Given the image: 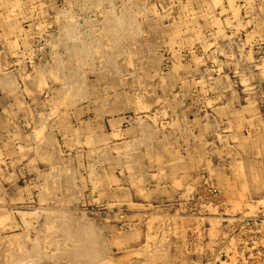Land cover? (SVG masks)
Here are the masks:
<instances>
[{
  "label": "rangeland",
  "instance_id": "1",
  "mask_svg": "<svg viewBox=\"0 0 264 264\" xmlns=\"http://www.w3.org/2000/svg\"><path fill=\"white\" fill-rule=\"evenodd\" d=\"M245 108L264 0H0V264H264V189L221 180Z\"/></svg>",
  "mask_w": 264,
  "mask_h": 264
},
{
  "label": "bare ground",
  "instance_id": "2",
  "mask_svg": "<svg viewBox=\"0 0 264 264\" xmlns=\"http://www.w3.org/2000/svg\"><path fill=\"white\" fill-rule=\"evenodd\" d=\"M232 1V0H231ZM237 3V2H236ZM234 5H236V4H234ZM231 6H233V5H231ZM229 8H231V7H229ZM234 8V7H233ZM238 8V7H237ZM8 11V10H7ZM240 12V11H239ZM232 13V12H231ZM235 13V12H234ZM233 14V13H232ZM232 17V16H231ZM217 20V19H216ZM218 21V20H217ZM216 25V24H215ZM214 26V25H213ZM221 29V28H220ZM204 32V31H203ZM217 33H218V31H217ZM244 81V80H243ZM211 98V97H210ZM211 100V99H210ZM208 102V101H207ZM213 102H214V100H213ZM211 103V102H210ZM207 105H209V102L208 103H206ZM225 105H227V104H225ZM222 108V107H221ZM233 111V110H232ZM244 111H246L247 113H248V111H249V109L248 108H245V109H243V110H238V111H234L235 112V115L233 116V118H234V123H230V124H226L227 126H226V128H228V130L229 129H232V130H235L236 131V133H232L230 136L231 137H233L232 138V140H234V139H239L238 141H244V134H240L239 133V129H242L243 128V126H244V128H245V126H246V124L247 125H249V127H254V132H255V136L251 139L250 137H248L250 134V132L248 133L249 135L247 136V140H251V144H249V147L248 148H246L245 146L243 147L244 149H248L247 150V153H246V159H245V161H239V162H237V164H235V165H233V166H235V167H233V169H235V171H236V180H234V182H233V179L231 180L232 182H228L227 180H226V178L225 177H221L220 179L221 180H223L222 181V184H225L226 186H228V188L230 187V191L233 193H235L236 194V192H237V194L236 195H238L239 194V198H240V196L242 197L243 195H244V193L246 192V191H250V189H255V190H258L261 186H263V188H264V180H262V178L264 177V161L262 160L263 159V157L264 156H261V157H253L252 155H250L251 154V152L253 151H261V152H264V148L262 147V145H261V141L260 140H262V138H264V127H262L263 126V122H261V121H259V120H257V121H253V120H255V119H253V116H252V118H250L249 120H248V115H245V113L246 112H244ZM223 113V112H222ZM250 120H252V122L250 121ZM245 121H247V122H245ZM249 121V122H248ZM207 124V123H206ZM203 125V124H202ZM222 125V124H221ZM206 126V125H205ZM208 126V125H207ZM210 127V126H209ZM211 128V127H210ZM214 128V127H213ZM212 128V129H213ZM220 128V127H219ZM250 128V129H251ZM207 129V128H206ZM246 129V128H245ZM181 130V129H180ZM211 130V129H210ZM200 133H201V130H200ZM220 133V132H219ZM218 136H219V134H218ZM240 136V137H239ZM242 136V137H241ZM219 137H221V136H219ZM228 139H229V136H226ZM227 139V140H228ZM170 140V139H169ZM167 141V140H166ZM169 142V141H168ZM161 144V143H160ZM168 144H170V143H168ZM247 144V143H246ZM258 145H260L259 147H258ZM173 146V145H172ZM170 147V146H169ZM204 148V147H203ZM167 150V149H166ZM166 150H164V151H166ZM171 150V149H170ZM156 151V150H155ZM257 151V152H258ZM171 152H172V150H171ZM199 152H200V150H199ZM163 153V152H162ZM170 153V152H169ZM173 153H174V151H173ZM172 153V154H173ZM190 153V152H189ZM198 153V152H197ZM201 153V152H200ZM203 153V152H202ZM166 154V153H165ZM176 154V153H175ZM205 154V153H204ZM258 154H260V153H258ZM151 155V154H150ZM167 155H169V154H167ZM166 155V156H167ZM190 155V154H189ZM197 155V154H196ZM148 156V155H147ZM165 156V155H164ZM163 156V157H164ZM159 157H160V154H159ZM169 157V156H168ZM193 157H194V154H193ZM151 158V157H150ZM152 158H153V156H152ZM156 158V157H155ZM157 158H158V155H157ZM165 158V157H164ZM167 158V157H166ZM175 158H177L176 156H175ZM174 158V159H175ZM199 158V157H198ZM198 158H196V160L198 159ZM173 159V160H174ZM203 159V158H202ZM155 160H157V159H155ZM163 159H161V161H162ZM185 160V159H184ZM195 159H194V161H196ZM159 161V160H158ZM157 161V162H158ZM188 161V160H187ZM199 163H197V161H196V163L194 162L193 163V166H195V168L198 166V164H200V163H202V161H201V158H199ZM209 161V160H208ZM156 162V163H157ZM165 161L163 160V163H164ZM236 162V161H235ZM210 163V162H209ZM154 164V163H153ZM158 164V163H157ZM157 164H154V167H155V165L157 166ZM190 164V163H189ZM208 164V163H207ZM165 166V165H164ZM211 166H212V164H211ZM153 167V168H154ZM161 167V166H160ZM166 167V166H165ZM208 167H209V169L208 170H210L211 168H210V165H208ZM232 167V166H231ZM170 168V167H169ZM161 169V168H160ZM164 169V168H163ZM168 169V168H167ZM172 169H173V167H172ZM172 169H170V170H172ZM178 169H180V168H178ZM174 170V169H173ZM167 171V170H166ZM177 171V170H176ZM175 171V172H176ZM181 171V170H180ZM215 171V170H214ZM168 172H169V170H168ZM172 173H173V171H171ZM182 172H184V171H182ZM185 172L187 173V169L185 170ZM196 172V171H195ZM200 172V171H199ZM210 172V171H209ZM168 173H166V175H167ZM170 174V173H169ZM177 174V173H176ZM184 174V173H183ZM189 174V173H188ZM205 174H206V172H205ZM235 174V173H234ZM172 175V174H171ZM171 175H169V176H171ZM207 175V174H206ZM212 175H213V172H212ZM168 176V177H169ZM202 176V175H201ZM186 177H187V175H183V177L181 178L182 180H180V178L178 179V180H175V183L173 182V184H175V186L176 187H181V184H183V183H185L186 182ZM173 178H175V177H173ZM197 178V177H196ZM228 178V177H227ZM232 178V177H231ZM254 178H256V179H254ZM198 179H199V177H198ZM203 179V178H202ZM235 179V178H234ZM139 180V179H138ZM185 180V181H184ZM200 180V179H199ZM210 180H211V178H210ZM219 180V179H218ZM133 181V180H132ZM193 181H195V180H193ZM192 181V182H193ZM138 182V181H137ZM191 182V183H192ZM196 182V181H195ZM199 182V181H198ZM204 182H205V180H204ZM208 182V181H207ZM226 182H227V184H226ZM190 183V184H191ZM206 183V182H205ZM211 183V182H210ZM209 183V184H210ZM214 183V182H213ZM139 184V183H138ZM187 184V183H186ZM204 184V183H203ZM212 184V183H211ZM222 184H220V185H222ZM135 185V184H134ZM172 185V184H171ZM207 185H208V183H207ZM183 186V185H182ZM204 186V185H203ZM214 186V185H213ZM175 187V188H176ZM196 187V186H195ZM206 187V186H205ZM252 187V188H251ZM192 188V187H191ZM190 188V189H191ZM221 188V187H220ZM223 188V187H222ZM225 188V187H224ZM227 188V187H226ZM170 189V188H169ZM174 189V188H173ZM185 189V188H184ZM189 189V190H190ZM205 189V188H204ZM213 189V188H212ZM139 190V189H138ZM188 190V191H189ZM155 192L157 191V190H154ZM176 191V190H175ZM209 191V190H208ZM216 191V190H215ZM220 191V190H219ZM224 191V190H223ZM227 190H225L224 191V193L226 192ZM143 192V191H142ZM150 192V191H149ZM148 192V193H149ZM152 192V191H151ZM202 192V191H201ZM205 192H207V191H205ZM229 192V191H228ZM231 192H230V194H231ZM260 192V191H259ZM147 193V192H146ZM188 193V192H187ZM198 193V192H197ZM208 193V192H207ZM223 192H222V194H224ZM233 193V194H234ZM151 194V193H150ZM206 194V193H205ZM222 194H220V196L222 195ZM227 194V193H226ZM232 194V195H233ZM234 194V195H235ZM185 195V194H184ZM184 195H183V197H184ZM200 195H202V193L200 194ZM216 195V194H215ZM234 195H233V198H234ZM187 196V195H186ZM185 196V197H186ZM211 196V195H210ZM214 196V195H213ZM226 196V195H225ZM224 196V197H225ZM229 196V195H228ZM231 196V195H230ZM179 197V196H178ZM204 197H209V196H205L204 195ZM223 197V196H222ZM227 197V196H226ZM236 197V196H235ZM162 198V197H161ZM156 199H157V197H156ZM180 199V198H179ZM183 199V198H182ZM222 199V198H221ZM226 200H227V198H225ZM230 199H231V197H230ZM244 199V198H243ZM207 200H208V198H207ZM220 200V199H219ZM231 200H233V199H231ZM247 200V199H246ZM162 201V200H161ZM173 201V200H172ZM221 201V200H220ZM222 201H224V200H222ZM210 202V201H209ZM228 202V201H227ZM234 202V201H233ZM243 202V200L241 201V203ZM246 202H248V201H246ZM257 202H264V201H262V200H260V201H257ZM150 203V202H149ZM201 203V202H200ZM205 203V202H204ZM214 203V202H213ZM222 203V202H221ZM235 203V202H234ZM237 203H239L240 204V200H239V202H237ZM244 203V202H243ZM184 204V203H183ZM182 204V205H183ZM186 204V203H185ZM206 204V203H205ZM209 204V203H208ZM217 204V203H216ZM219 204V203H218ZM236 204V203H235ZM155 205V204H154ZM180 205V204H179ZM194 205V204H193ZM196 205H198V204H196ZM195 205V206H196ZM201 205V204H200ZM241 205V204H240ZM248 205H249V203H248ZM147 207H148V205H146ZM150 206V205H149ZM210 206V205H209ZM235 206V205H234ZM236 206H238V205H236ZM261 206H262V204H261ZM174 207H176V206H174ZM197 207V206H196ZM200 207H202V206H200ZM199 207V208H200ZM213 207V206H212ZM156 208V207H155ZM161 208V207H160ZM203 208V207H202ZM206 208V207H205ZM208 208V207H207ZM217 208H218V206H217ZM151 209H153V208H151ZM185 209V208H184ZM190 209H191V207H190ZM197 209V208H196ZM214 209V208H213ZM216 209V208H215ZM182 210V209H181ZM181 210H180V212H181ZM188 210V209H187ZM209 210V209H208ZM198 211H199V209H198ZM201 211V210H200ZM203 211V210H202ZM264 211V210H263ZM152 212V211H151ZM156 213H157V211H155ZM168 212V211H167ZM176 212V211H175ZM188 212V211H187ZM193 212V211H192ZM207 212V211H206ZM259 212V211H258ZM154 213V212H153ZM183 213H185V212H183ZM190 213H191V211H190ZM202 213V212H201ZM147 214V213H146ZM161 214V213H160ZM168 214V213H167ZM196 214V213H195ZM194 214V215H195ZM200 214V213H199ZM179 215H180V213H179ZM190 215V214H189ZM193 215V216H194ZM156 216V215H155ZM154 216V217H155ZM159 215H157V217H158ZM174 216V215H173ZM176 216V215H175ZM259 216V215H258ZM261 216V215H260ZM263 216V215H262ZM191 217H192V214H191ZM196 217V216H195ZM194 217V218H195ZM257 217V216H256ZM264 217V216H263ZM153 218V217H152ZM190 218V217H189ZM193 218V217H192ZM191 218V219H192ZM197 218V217H196ZM200 218V217H199ZM247 218V217H246ZM254 218V217H253ZM186 219V218H185ZM240 219H242V218H240ZM152 220V219H151ZM190 220V219H189ZM253 220V219H252ZM264 220V219H263ZM192 221V220H191ZM256 221V220H255ZM255 221H253V222H255ZM162 222H163V219H162ZM263 222V221H262ZM164 223H165V221H164ZM185 223H187V222H185ZM190 223V222H189ZM188 223V224H189ZM192 223V222H191ZM256 223L257 222H255V225H256ZM167 224V223H166ZM249 224V223H248ZM247 224V225H248ZM163 226V225H162ZM166 226V225H165ZM187 226V225H186ZM257 226V225H256ZM174 228V227H173ZM191 229H192V227H190ZM186 231H187V229H185ZM196 230V229H195ZM147 232H148V230H147ZM178 232V231H177ZM184 232V231H183ZM188 232V231H187ZM134 233V232H133ZM140 233V232H139ZM146 233V232H145ZM162 233V232H161ZM165 233V232H164ZM180 233H182L181 231H180ZM184 233H186V232H184ZM184 233H183V235H184ZM163 234V233H162ZM145 235H147V233L145 234ZM149 235V234H148ZM147 235V236H148ZM164 235V234H163ZM162 235V236H163ZM178 235V234H177ZM177 235H175L174 237H177ZM188 235V234H187ZM140 235H138V236H136L137 238L139 237ZM146 236V237H147ZM158 236V235H157ZM159 236H161V235H159ZM161 236V237H162ZM168 236V235H167ZM192 236V235H191ZM194 236V235H193ZM135 237V236H134ZM133 237V238H134ZM144 237V236H143ZM150 237H151V235H150ZM155 237V236H154ZM183 237V236H182ZM185 237V236H184ZM195 237V236H194ZM200 237H201V235H200ZM129 238V237H128ZM166 238H168V237H166ZM181 238V237H180ZM186 238V237H185ZM199 237L197 236V239H198ZM202 238V237H201ZM204 238V237H203ZM155 239V238H154ZM176 239V238H175ZM145 240V239H144ZM147 240V239H146ZM161 240V239H160ZM181 240H182V238H181ZM192 240H193V238H192ZM148 241H149V237H148ZM147 241V242H148ZM159 241V240H158ZM162 241H164V239L162 240ZM167 241V240H166ZM185 241V240H184ZM189 241V240H188ZM117 242V241H116ZM146 242V241H145ZM168 243V242H167ZM146 244V243H145ZM150 245V244H149ZM154 245V244H153ZM160 246V245H159ZM168 246V245H167ZM166 246V247H167ZM192 246V245H191ZM195 246V245H194ZM200 246V245H199ZM198 246V247H199ZM203 246V245H202ZM151 247V246H150ZM156 247V246H155ZM190 247V246H189ZM185 248V247H184ZM191 248V247H190ZM195 248V247H194ZM187 249V248H186ZM189 249V248H188ZM198 249V248H197ZM196 249V250H197ZM161 250V249H160ZM159 250V251H160ZM184 250V249H183ZM190 250V249H189ZM200 250V249H199ZM158 251V252H159ZM169 251V250H168ZM175 251H177V250H175ZM198 251V250H197ZM164 253H166V252H164ZM176 253V252H175ZM174 253V254H175ZM183 253V252H182ZM161 254V253H160ZM178 254V253H177ZM164 256V255H163ZM167 256V255H166ZM186 256H188V255H186ZM151 257H153V256H151ZM178 257V256H177ZM183 257V256H182ZM154 258V257H153ZM171 258H173V257H171ZM179 259V258H178ZM188 260H190V259H188ZM163 261V260H162ZM165 261V260H164ZM171 261V260H170ZM137 262H140V261H137ZM135 263H136V261H135ZM165 263V262H164ZM163 263V264H164ZM140 264H141V262H140ZM147 264V263H146ZM149 264V263H148ZM176 264V263H175ZM178 264V263H177Z\"/></svg>",
  "mask_w": 264,
  "mask_h": 264
},
{
  "label": "crops",
  "instance_id": "3",
  "mask_svg": "<svg viewBox=\"0 0 264 264\" xmlns=\"http://www.w3.org/2000/svg\"><path fill=\"white\" fill-rule=\"evenodd\" d=\"M262 160L264 161V157H263ZM263 189H264L263 186H261V187L258 189V191H262ZM253 191H257V190L253 189ZM263 191H264V190H263Z\"/></svg>",
  "mask_w": 264,
  "mask_h": 264
}]
</instances>
